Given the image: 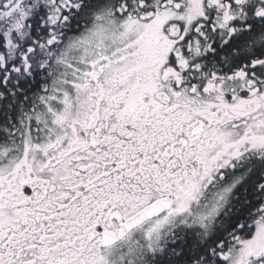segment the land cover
<instances>
[{"label":"snow or ice","instance_id":"1","mask_svg":"<svg viewBox=\"0 0 264 264\" xmlns=\"http://www.w3.org/2000/svg\"><path fill=\"white\" fill-rule=\"evenodd\" d=\"M0 264H264V0H0Z\"/></svg>","mask_w":264,"mask_h":264}]
</instances>
